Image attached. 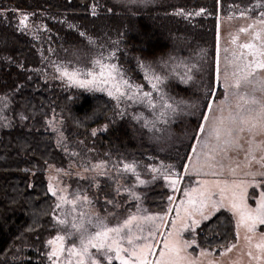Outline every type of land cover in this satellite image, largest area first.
<instances>
[{"label": "rangeland", "instance_id": "rangeland-1", "mask_svg": "<svg viewBox=\"0 0 264 264\" xmlns=\"http://www.w3.org/2000/svg\"><path fill=\"white\" fill-rule=\"evenodd\" d=\"M108 1L110 3H105V6L101 7L102 15L94 25L97 36L90 37L86 44L74 49L55 47L52 44L50 27L39 19L34 21L28 16L25 27L19 23L21 17L15 16L19 19L18 25L46 46L47 51L43 53L42 66L37 69L44 81L58 85L60 88L73 87L89 94L104 95L113 102V114L143 129L160 150H166L177 144L179 139L186 143L192 138L193 131L185 132L183 136L178 137L172 129L176 121L185 117L197 116L203 119L205 133L217 126L222 129L250 127V125H240L238 120L236 124H232L230 116H235L239 112L240 115L252 120L260 112V105L264 104V70L256 69L255 75L248 78V83L242 79L246 72L241 71L245 64L254 62L257 58L249 55L250 50L243 48L242 45L253 44L258 49L264 45V23H261L264 21V16L260 15L264 12V0H212L201 4L196 0ZM141 10L161 12L163 22L158 27L171 35L173 50L165 58L153 63L136 60L137 71L133 72L120 61V51L127 50L128 42L123 27L129 17H133ZM0 14L6 16V11L0 10ZM180 22L186 23L184 27L179 25ZM187 26L196 28L197 31V28L202 29L194 38L200 43L196 44V48L195 44H191V38L184 40V36H181L185 33H194ZM213 45H215L214 61ZM98 59L104 64L116 65L123 73V79H127L133 85L143 86L142 91L152 92L151 99L155 107H150L146 100L143 102L136 98L129 100L127 96L117 101L113 96L108 95V90L115 91L113 82L101 85L105 90H97L95 87L88 89L76 86L62 75L64 69L68 71L78 69L81 72L80 79H91L83 73L87 71L98 73L100 68L94 64ZM212 66L214 82L210 78ZM233 73L236 75L233 76ZM152 74L163 78V83L158 84L159 90L152 89L149 79H146V75ZM170 78L196 87L198 98L189 100L175 96L166 86ZM120 79L116 76V81ZM236 79H241L239 89L233 87ZM121 91H125L128 95L132 94L131 90L123 85ZM241 96L245 99H240ZM252 97H255L260 104L246 103ZM208 101L211 110L208 111L205 121L203 111L209 106ZM165 104H171L172 107L166 108ZM10 105L8 96H0V130L10 126L12 122V117L8 113ZM237 105L240 106L239 109ZM248 109L252 111L248 112ZM220 117L224 118L223 124L219 122ZM68 126L60 115H52L46 121V127L52 132L57 146L69 157L66 166L51 165L46 174L49 192L51 194L53 191L56 192L55 196L52 195L54 197L52 219L56 234L47 241L57 235H63L65 249L74 242L78 246L79 234L76 229L71 228L72 223L83 225L89 231H95L93 225L98 219H102L112 227L130 215H135L139 218L132 226L135 236H148L149 231L155 234L147 240L148 243L155 245L153 255L150 257L152 264H157L158 261L167 264L169 259H179L180 264H189L190 261L194 264H264V249L256 247L257 244L264 243V225H257L256 230L250 233L240 224L239 215L231 210L233 191L239 193L246 189L245 202L249 209L259 206V194L264 192V178L259 175L255 177L249 175L264 171V167H261V163L264 162H257L264 155V143H262L264 134L260 133L259 127L253 129V132L245 130L239 134L237 139L241 147H237L236 143L225 145L223 141L226 137L223 133L220 141H217L215 136L199 133L193 147L195 151H191L180 170L177 163L161 157L152 156L149 161H130L113 156L102 158L94 148V140L91 139L105 130L107 124L99 130L93 129L92 133L95 132V135H91L89 141L85 137L70 138L67 134ZM233 135L236 136L235 133ZM249 140L253 141L252 145L247 142ZM201 142H206L207 147ZM253 156L256 159H253ZM133 162L137 166L140 179L147 183L139 184L132 173L123 171V164ZM151 168H157L159 171L152 172ZM162 174L179 180V183L175 188L171 187L170 180L165 179ZM156 180H162L170 190L169 197H173L172 200L167 198V205L163 210H152L144 203L146 190L143 189ZM257 183L259 187L254 186ZM235 185L240 187L235 188ZM125 188L135 192L139 199L132 198L131 194L124 190ZM221 188H225V199L224 207L220 211L230 214L234 225L233 237L221 246H204L198 239L197 228L205 220L195 211L197 204H188L189 197L185 196V192L190 193L191 198L197 202L201 191L210 192L213 200H219ZM77 194L80 195V200L76 199ZM93 194L98 200L103 201L104 211L97 205ZM84 196L88 197L87 201L83 200ZM60 197H65L68 202L61 201ZM58 204L60 207H57ZM121 208L125 210L121 211ZM210 208L209 205V208L204 210L206 215L210 214ZM185 209L192 211V218L200 221L195 231H192L191 227L188 229L183 227L184 224L191 225ZM148 216H163L164 219L153 221L144 219ZM57 218L68 221V224L60 225ZM137 224L139 228L136 227ZM70 232L73 235L69 236ZM246 236L251 237L250 241L245 239ZM193 240L195 244L191 243ZM47 241L43 259L45 264H52V260L47 255L52 246L48 245ZM174 241H179L181 244L187 241L190 246L184 248L177 257L171 247L164 248L165 242L171 246ZM145 242L143 239L134 241L136 244ZM233 244L236 245L235 248L231 247ZM123 246L130 247L126 242ZM161 252L165 253L163 257L160 255ZM66 258H68L67 251L60 257L59 264H65ZM70 259L75 264L76 258ZM113 262L119 264L118 261Z\"/></svg>", "mask_w": 264, "mask_h": 264}, {"label": "trees", "instance_id": "trees-1", "mask_svg": "<svg viewBox=\"0 0 264 264\" xmlns=\"http://www.w3.org/2000/svg\"><path fill=\"white\" fill-rule=\"evenodd\" d=\"M196 1L201 4L212 0ZM105 3L110 2H0V10L6 11V16L0 14V96L9 97L8 113L12 117L10 126L0 130V264H45L46 241L56 234L52 219L54 197L49 192L46 174L51 165L66 166L69 157L57 146L52 132L46 127V121L52 115H60L67 122L70 138L85 137L88 141L93 129L99 130L107 124L105 130L91 139L102 158L113 156L130 161H149L152 156L161 157L177 163L181 170L197 141L198 129L203 125V119L197 116L182 118L172 125L178 137L193 131L188 142L179 139L177 144L160 150L143 129L113 114V102L104 95L89 94L73 87L60 88L42 79L37 69L42 66L46 46L18 25L19 19L15 16L22 18L26 14L34 21L39 19L50 27L55 47L74 49L97 36L94 25L102 15L101 7ZM162 22L161 12L146 10L127 19L123 27L127 33V50L120 51L123 65L135 72L136 60L153 63L172 52L171 35L158 27ZM184 24L179 23L183 27ZM187 28L194 33L181 36L184 40L191 38L190 42L196 48L199 40L194 38L202 29ZM214 48L215 45L212 47L213 61ZM213 69L212 66L210 78L214 82ZM166 86L177 97L198 98L196 87L192 85L170 78ZM217 90H220L219 85ZM208 111L209 106H206L203 116ZM143 190H146L144 203L150 209H165L170 190L162 180H156ZM96 203L104 211L103 201L96 198ZM123 210L125 208H121ZM233 230L230 214L219 211L197 228V236L202 245L215 247L228 243Z\"/></svg>", "mask_w": 264, "mask_h": 264}, {"label": "snow or ice", "instance_id": "snow-or-ice-1", "mask_svg": "<svg viewBox=\"0 0 264 264\" xmlns=\"http://www.w3.org/2000/svg\"><path fill=\"white\" fill-rule=\"evenodd\" d=\"M199 14L200 13H197V15ZM260 15L264 16V12H261ZM27 20L28 16L25 14L22 16L19 23L27 27ZM261 23H264V21H261ZM241 31H247V29H241ZM257 38H259V33H257ZM242 47L250 50L249 55L257 57L254 62H248L241 69L242 72H246V75H244L242 79L245 83H248V78L255 75L256 69L264 70V45H262L259 49L256 48V46L253 44H244L242 45ZM94 64L99 66L100 68V71L98 73L94 71H87L83 73L85 76L91 77V79H80L79 77L81 75V72L78 69L73 71H68L67 69H64L62 75L67 77L69 82L75 84L76 86L88 89H92L93 87H95L97 90H105L101 87V85L113 82V88L115 89V91L108 90V95L113 96L117 101H119L121 97L127 96V99L129 100H132L134 98L140 99L141 102L146 100L150 107H155L151 99L152 92L142 91L143 86L133 85L127 79H123V73L120 71V69L117 68L116 65L104 64L99 59L96 60ZM113 73H115L116 75L114 76ZM235 75L236 73H233V76ZM116 76H119L121 79L119 81H116ZM146 79H149L152 89L159 90L158 84L163 83V78L155 74H152L151 76L146 75ZM217 79H219L218 76ZM121 85L125 86L126 89L131 90L132 94L128 95L125 91H121ZM233 87L239 89L241 87V79H236L233 84ZM161 99H163V97H161ZM240 99L243 100L245 99V97L241 96ZM246 103L260 104V102L255 97H252L251 99L247 100ZM164 107L171 108L172 105L165 104ZM237 108L239 109L240 106L237 105ZM210 110L211 107L209 105V111ZM247 111L251 112L252 109H248ZM161 115H163V113H161ZM204 120H207L206 116L204 117ZM237 120L240 125H250V127H248L247 129H245V127H229L222 129L221 127L217 126L209 129L207 133H205V129L203 125H201V127L198 129V132L205 133L206 135L210 136H215L217 141H220L221 135L223 133V135L226 137V139H224L223 141L225 145H231L233 143H236L237 147H241L237 138L239 137V134L243 133L245 130H247L248 132H253V129L259 127L260 133L264 134V104L260 105V112L257 114V116L253 117L252 120H249L245 116L240 115L239 112H237L235 116H230V121L232 124H236ZM219 122L220 124H223L224 118L220 117ZM234 133L236 134L235 137L233 135ZM93 135H95V132H93ZM247 142L249 143V145L253 144L252 140H249ZM201 143L204 144V147H207L206 142ZM193 151H195V149H193ZM253 159H256L255 156H253ZM257 162H264V155H262L259 161ZM261 167H264V163H261ZM136 168L137 166L134 162L123 164V171L127 173H132L139 184L147 183L145 180L140 179V174L137 172ZM151 171L157 172L159 171V169L151 168ZM162 175H164L165 179L170 180V186L173 188H175L179 183V180L171 179V177L167 174ZM249 175H252L254 177L259 175L260 177L264 178V171H260L258 173H249ZM254 186L259 187V184L257 183ZM217 187H219V185H217ZM226 187L227 186H225V188ZM234 187L239 188L240 186L235 185ZM225 188L220 189L221 195L219 200H213L212 194L210 192L206 193L203 191L200 192V199L198 202L194 201L191 198V194L188 192H185V196L189 197L188 204L198 205L195 208V211L199 212L202 219L207 221L211 219L212 215H214L216 212L220 211V209L224 207L223 201L225 199ZM124 190L126 192H129L132 198L137 200L139 199L136 193L133 192L131 189L125 188ZM52 195L55 196L56 192L53 191ZM259 196V206L255 209H249L245 202L246 189L241 190L239 193H237L236 191L232 192L231 210L235 211L239 215L240 224H242L250 233L256 230L257 225H264V192H261ZM60 199L63 202H68L66 201L65 197H60ZM76 199H81L79 194H77ZM172 199L173 197H169V200ZM83 200L87 201L88 197L84 196ZM237 200H239V203H237ZM108 203H111V201H108ZM181 203H183V201H181ZM209 205L211 206L210 214L206 215L204 210L206 208H209ZM57 207H60V205L58 204ZM185 212L188 216V219L191 221V225L184 224V229H188L189 227H191V230L195 231V227L199 225L200 221L192 218V211L185 209ZM138 219L139 218L137 216L130 215L121 223H118L112 227H109L102 219H98L97 223L93 225V227L96 229L95 231H89L87 228H84L83 225H77L76 223H72L71 228L76 229L77 233L79 234V245L77 246V244L74 242L70 247L65 249V236L57 235L54 239L47 241L48 245L52 246L50 252L47 254L48 258L52 260V264H59L60 257L64 255L65 251H67L68 258H66L65 264H73V261L70 259L71 257L76 258L75 264H113V261H118L119 264H152L150 257L153 255V249L155 245L148 243L147 240L149 239V237H154L155 234L154 232L149 231L148 236H135V234L132 232V226L133 222L137 221ZM144 219L153 221L156 219L163 220L164 217L148 216L144 217ZM57 222L60 225L68 224V221L59 218H57ZM136 227L139 228V225L137 224ZM173 227H175V222H173ZM68 235L71 236L73 235V233L70 232L68 233ZM140 239H143L146 242L142 244L134 243L135 240ZM245 239L250 241L251 237L246 236ZM124 242H126L130 247H124ZM191 243L195 244V240H193ZM189 246L190 245L187 241H184L182 244L179 241H174L171 246L168 242L164 243V248L169 249L171 247L176 252L177 257H179L180 253L183 251L184 248ZM231 247L235 248L236 245L233 244ZM256 247L259 249H264V243L257 244ZM230 250L231 248L229 249V251ZM201 254L204 255V253ZM160 255L163 257L165 253L161 252ZM249 255H251V253H249ZM157 264H164V262L158 261ZM167 264H180V262L179 259H169L167 261ZM189 264H194V262L190 261Z\"/></svg>", "mask_w": 264, "mask_h": 264}, {"label": "bare ground", "instance_id": "bare-ground-1", "mask_svg": "<svg viewBox=\"0 0 264 264\" xmlns=\"http://www.w3.org/2000/svg\"><path fill=\"white\" fill-rule=\"evenodd\" d=\"M121 17V16H120ZM117 19V18H116Z\"/></svg>", "mask_w": 264, "mask_h": 264}]
</instances>
